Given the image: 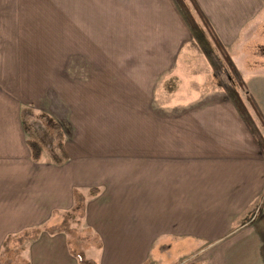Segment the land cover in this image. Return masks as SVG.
Instances as JSON below:
<instances>
[{"label":"crops","instance_id":"0c3cea01","mask_svg":"<svg viewBox=\"0 0 264 264\" xmlns=\"http://www.w3.org/2000/svg\"><path fill=\"white\" fill-rule=\"evenodd\" d=\"M197 2L264 115V0ZM127 34L133 55L112 49ZM186 42L171 0H0V252L7 235L60 222L77 189L97 264H264V155L225 93L160 113L159 67ZM36 114L60 125L63 163L55 142L31 159ZM26 246L30 264H78L63 232Z\"/></svg>","mask_w":264,"mask_h":264},{"label":"trees","instance_id":"16d2710c","mask_svg":"<svg viewBox=\"0 0 264 264\" xmlns=\"http://www.w3.org/2000/svg\"><path fill=\"white\" fill-rule=\"evenodd\" d=\"M176 11L187 27L192 40L199 51L209 62L212 74L217 77L221 67V59H215L220 54L228 67V77L230 84L225 85L217 80V85L224 91L226 97L233 105L240 119L248 129L256 145L264 155V136L256 125L254 117L250 114L240 90L245 92V99L253 110L254 115L259 120V124L264 128V115L258 103L250 94L246 83L237 68L236 64L228 54L224 44L216 34L209 19L201 9L197 0H171ZM197 16V18H196ZM46 125L55 132L57 143L55 144L54 155L58 158V163H63L67 159L64 148L63 131L60 125L47 114L42 115ZM27 145L30 149L31 159L39 161L42 156V146L36 139H28ZM97 188H91L88 195L97 193ZM74 205L63 214L60 222L51 224L45 228L48 233L63 232L66 235V242L69 252L76 257L78 264H97L96 261L87 256L86 250L90 244L96 243L95 237L90 231L80 229L81 219L84 216L86 195L77 189L73 191ZM39 227L24 229L16 234H9L3 241V249L0 253V264H30L29 260L22 255V244L26 240L35 239L40 234Z\"/></svg>","mask_w":264,"mask_h":264},{"label":"rangeland","instance_id":"374dc122","mask_svg":"<svg viewBox=\"0 0 264 264\" xmlns=\"http://www.w3.org/2000/svg\"><path fill=\"white\" fill-rule=\"evenodd\" d=\"M197 18V16H196ZM129 30L130 27H121V29ZM144 28L150 30V26H145ZM155 28V27H153ZM128 32V31H127ZM161 30L159 31V36L161 35ZM129 34L125 35L124 38H122V42H120L119 46H112V49H122L123 51H127V55L132 54L134 48L130 43L131 36H128ZM155 37V35L153 36ZM145 38V36H144ZM115 40V39H114ZM149 40V39H147ZM144 39V42L142 45V49H147L149 45L147 44L148 41ZM147 41V43H146ZM70 45L65 42H59L58 43V66L62 65L63 67V74L64 76L69 77V67L71 66V57H66V55H69L70 51ZM133 49V50H132ZM180 59L178 60L177 64L173 66L171 69L168 70L163 69L162 66L159 67V80H158V89H157V98L159 102V108L160 113L165 112L169 110V112H180L181 109L187 108L190 106V101L198 102L199 100H202V98H219V97H225L224 91L217 85V80L222 82L225 85L230 84V79L228 77V67L226 66L224 60L222 59L220 54H217L215 59H221V67L218 72V76L215 77L212 74V68L207 61V59L204 57L203 54L198 52V49L196 46L191 42L190 43H184L180 48ZM200 53V54H199ZM143 56L141 59L138 60V62L141 61L143 65H145L148 62V58L145 57V53H143ZM115 63L118 62V60L121 59H112ZM136 58H126L127 64H133L136 63ZM206 62H204V61ZM81 59H79V65L82 63L80 62ZM205 65H204V63ZM161 63V62H160ZM83 65V64H82ZM161 65V64H160ZM65 69L68 74L65 73ZM211 71V72H210ZM243 77V76H242ZM240 94L242 98L244 99V102L246 103V106L250 112V114L254 117L256 121V125L258 129L260 130L261 134L264 136V128L259 124V120L254 115L253 110L249 106V103L245 99V92L243 90H240ZM204 99L201 102H204ZM38 115V116H37ZM25 117L29 118V115L25 112ZM31 119V117L29 118ZM30 125H28V130L33 131V137L40 143L43 150L50 154L52 152V144L56 140V134L55 132L51 131L49 127L44 122V119L40 116V114L34 115ZM31 134V132H30ZM48 225L45 224L41 229H44ZM82 229L81 227H79ZM25 249V251H24ZM22 251V255L25 257H29L32 255V249H30V246H26ZM162 251H159V253ZM1 253V252H0ZM86 254L90 258H94L95 252L94 251H86ZM187 255L184 260L190 262V261H198L197 257L189 256ZM183 260V259H180ZM178 260V261H180ZM184 261V262H185ZM186 261V262H187ZM176 262L170 263L175 264Z\"/></svg>","mask_w":264,"mask_h":264}]
</instances>
